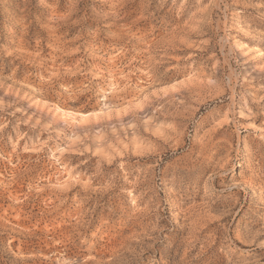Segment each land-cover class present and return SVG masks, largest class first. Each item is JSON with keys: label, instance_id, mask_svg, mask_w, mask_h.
Here are the masks:
<instances>
[{"label": "rangeland", "instance_id": "rangeland-1", "mask_svg": "<svg viewBox=\"0 0 264 264\" xmlns=\"http://www.w3.org/2000/svg\"><path fill=\"white\" fill-rule=\"evenodd\" d=\"M0 264H264V0H0Z\"/></svg>", "mask_w": 264, "mask_h": 264}, {"label": "bare ground", "instance_id": "bare-ground-1", "mask_svg": "<svg viewBox=\"0 0 264 264\" xmlns=\"http://www.w3.org/2000/svg\"><path fill=\"white\" fill-rule=\"evenodd\" d=\"M122 116H123V115H122ZM120 117H121V116H120ZM133 117H134V116H133ZM117 118H118V117H117ZM117 118H116V119H117ZM108 120H109V119H108ZM108 124H109V123H108Z\"/></svg>", "mask_w": 264, "mask_h": 264}]
</instances>
